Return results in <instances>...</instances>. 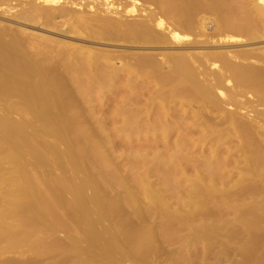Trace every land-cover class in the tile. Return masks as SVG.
Masks as SVG:
<instances>
[{
    "label": "bare ground",
    "instance_id": "bare-ground-1",
    "mask_svg": "<svg viewBox=\"0 0 264 264\" xmlns=\"http://www.w3.org/2000/svg\"><path fill=\"white\" fill-rule=\"evenodd\" d=\"M10 1L0 0V5H8L7 2ZM63 1L65 0H27L24 4L20 2L21 7L10 16L13 19H29L28 21L32 20L44 25L61 23L87 38L122 40L142 45L135 48L143 50L127 53L116 51L105 54L95 52L91 48L51 44V41L43 37H36L33 40L22 29L0 24V103L4 108V113H0V153L4 155L10 166L9 170L0 167V242L12 240L13 244L10 245V248L18 249L19 247L16 248V246L23 244L27 238H32L36 233L37 235L40 233L34 228L37 224L39 226L47 220L42 219L49 218L50 220V216H54L56 203L52 201L53 205L51 198H47L50 192L49 188L42 184L41 176L36 175L37 171L34 174L30 167L39 169L40 165L46 166L52 158L55 148L52 149L53 152H51L52 150L46 152L47 149L44 148L43 153L52 154L51 157L46 155L48 157L46 158L45 154L37 150L41 146L43 148V145L47 146L46 143L37 147L40 143L36 142L35 145V136L32 137L35 131L28 134L25 132L26 128L39 123L41 129H38L42 135L54 136V139L64 140L66 138L67 140L66 133H64L65 136L61 135L63 133L60 134L62 131L58 130V127L60 125L62 127L63 124H74L75 127L79 125V122L83 123L81 120L83 114L82 116L79 114L80 109L77 108V103L71 96L74 92H79L82 94L81 96L86 95V97L90 94L94 95V93L98 95L120 93L117 97L121 98L117 100L116 95H111L116 100L115 104L112 102L114 106H110L111 112H113L111 116L110 111L108 117L106 114L110 96L105 104L107 109L103 106L105 102L102 103V98L99 97L96 99L98 105L95 106L93 103L94 107L107 110L105 119L110 118L113 123L120 121L122 126L125 125L124 128L128 129V133L125 129L122 131L123 128L118 123L123 136L127 133L130 142L131 140L134 142V138L139 139L138 137H140V143L142 139L145 145L146 142L148 144L151 142L152 145L154 144L153 148L160 142L164 147L166 146V151H169V154L167 153L168 156L164 154L163 157L166 158H162L160 155V157L158 156L161 152H157L161 146H158L155 151L156 147L153 150L152 147H149L152 146L150 143L148 148L146 147L148 150L144 155L139 153L142 157L140 161H143L144 164V168H141L145 172L148 167L147 169L152 168V170H157V172L160 170V173H164L166 179L159 172V175H156V171L153 174L152 170H149L150 174L164 178L161 177L163 180L159 179L161 185L165 183L166 186L163 187L169 186L167 184L172 185L176 195L182 194L185 185V187L189 186L185 196L182 195L180 198L178 195L177 198L182 200L181 204L184 203L187 205L185 207L189 208L186 214L190 219L189 229L191 231L188 236L191 250L190 264H264V141L261 139L263 141L261 142L257 138L262 125H264V51L206 49V47L192 46L197 42L194 39H189L191 35L203 37L204 40L201 43H204L208 39L212 42L217 37L215 43L222 40L226 42V39L230 40L234 37H229L231 33L227 37L224 35L225 32L227 34L234 32L233 35H235L236 31L237 35L244 33V35H249L248 38L250 36V38H256L254 35L260 31L259 23H254L256 18L253 11H251L253 15H250L246 10L247 14L245 16L244 13L245 17L242 18L243 25L237 27L232 23L234 17H230L228 14L235 10L230 8L226 11L228 0H147V2L155 3L159 11L150 10L145 15L143 14L144 16L141 14L142 17L137 14L139 15L138 19H135L136 16L127 19L131 17L130 14L136 11V5L132 2L125 5V9L123 8L126 10L124 14H129V16L124 15L127 18L122 19V14V16L115 17L117 13L110 9L111 5L109 6L108 0L102 3L105 7L104 11L94 8L93 13L91 12L94 6L90 5L89 7L92 9V11L89 9L91 12H85L83 8L86 5L83 4L82 11L75 12L65 6L66 3ZM256 1L258 5L254 8L258 12L262 25L264 24V0ZM69 3L70 5L74 4V7L77 5L75 2ZM9 10L11 8L7 11ZM111 11L115 13L112 17L109 16ZM100 12L110 14L100 15ZM234 13L231 14L235 15ZM211 23H214V27H209ZM212 28L213 30L208 33L207 31ZM116 62L119 65H116ZM66 80L70 82V86ZM246 95L251 96L252 100H248ZM85 102L89 103L87 99ZM256 106H262L263 109L257 110ZM103 109L100 110L101 113L104 111ZM98 110L96 108L97 112ZM250 112L252 114H249ZM9 113L18 114L20 119L12 120ZM93 113L91 116L95 119ZM98 120L100 121V117ZM35 126H33L34 130ZM52 127H56V129ZM82 129L86 130L85 127ZM78 130L81 129L77 128ZM84 130L81 131L87 139L89 137ZM74 131H76V127ZM81 131L78 132L82 133ZM118 136L120 135L118 134ZM236 136L239 142L234 140L236 143H233L232 137L234 139ZM259 136H262L261 133ZM91 139L89 138V140ZM144 143H141L142 146ZM49 146L47 148L51 149ZM220 146L225 147V154L221 152ZM150 149L154 153L157 152V156L153 151L149 153ZM68 150L73 152L71 149ZM68 150H65L67 153L62 152V156L60 153L54 152L55 158H59L57 155L60 154L62 158H66L69 164L71 163L72 168L77 169L79 167L77 160L80 156L73 152L77 155L74 156ZM142 150L139 151L142 152ZM220 152L223 155H220ZM194 154L199 156L196 157ZM27 157H32L33 159H31L34 161L28 158V162ZM76 157L79 158L76 159ZM168 159L172 166L165 165L164 160L166 162ZM81 161L80 164L84 167L83 161ZM79 169L81 168L79 167ZM147 172L146 176L149 175ZM37 174L39 175V173ZM169 176L172 178L168 179ZM64 177L65 175L60 178L65 179L64 181L68 180L69 183L72 182L70 181L72 178ZM48 181L46 180L47 183ZM80 181L77 184L74 182L75 185L72 184L73 182L67 185L69 190L72 189V194L75 197L71 204L73 210L70 214L76 224L74 221L71 222L77 228L81 227L82 229L84 226L89 228L90 231L84 227V231L88 232L87 238L89 235L93 240V246L89 245L92 250L95 246L100 249L102 246L99 242L102 240L101 244L106 249L103 246L102 250H98L99 255L105 249L106 253L102 252L105 253L104 257L112 254L114 256L119 251L122 252V255L119 252L120 256L109 257L112 261L121 256L122 259L123 256L129 257L130 253L124 248L126 242L124 241V247L121 246L123 249L118 246L122 245L123 241L120 240L119 244L116 242L117 239L119 240L117 238L119 235L117 236L116 233L105 231L107 234L109 233L107 236L111 233L113 236L107 237L106 243L101 237L99 241V231L94 228L96 223L104 220L102 217L105 215L102 208L105 206V201L103 202V198L101 199L99 196L101 200L94 197L87 198V196L85 198L83 189L90 187L94 182L90 179L89 181L92 183L88 180ZM58 183L60 184V182ZM43 185L45 188L42 193L40 187L42 186L43 189ZM26 198L29 199L27 205L24 203ZM151 199L153 201L154 197L151 196ZM113 201L111 206L116 205L113 204L116 201ZM90 204L97 207L96 214L100 220L95 218L99 222L94 218L96 222L92 220ZM182 207H184L183 204ZM104 211L111 213L107 208H104ZM107 216L109 217V215ZM54 218L57 219V217ZM54 218L53 222L47 220L52 222L49 224L55 222ZM68 219L66 218L69 222ZM60 220L57 221L58 227H60ZM38 221L40 224L37 223ZM64 223H66L65 220ZM72 223L69 224L72 225ZM77 223L84 225L78 226ZM54 225L56 222L53 226H48L50 228L47 231L51 228L56 232L63 231L55 230ZM58 227L56 226V229ZM148 230L145 232L149 233L150 230ZM140 234H137L136 237L133 236L135 238L131 237L134 240L138 238L140 245L143 242L147 244L146 246L143 244L147 248L150 244L145 242L150 238L146 240L147 234H141V237ZM150 235L149 237H151ZM115 238L117 239L115 240ZM90 240L87 243L91 242ZM94 244L97 245L94 246ZM127 244L126 247L131 245ZM34 245L31 247L33 248ZM133 246L139 247L134 244L131 248L127 247V250L131 252L133 248V251H136ZM141 246L137 252H131L132 258L135 254L138 259L140 255L142 256L141 253L150 250V248L141 250L145 248L143 246L141 248ZM150 251H152V247ZM162 253L160 258L161 261L163 258L165 262L167 258L165 260L166 255L162 257L164 255ZM144 257L145 253L142 258ZM129 258L132 261V258ZM142 258L138 260L134 258L133 263L142 261ZM119 259L117 258L118 262ZM145 260L147 259L144 258L143 264L148 262L147 260L145 263ZM141 261L136 263L141 264ZM156 263L158 264V262Z\"/></svg>",
    "mask_w": 264,
    "mask_h": 264
},
{
    "label": "rangeland",
    "instance_id": "rangeland-1",
    "mask_svg": "<svg viewBox=\"0 0 264 264\" xmlns=\"http://www.w3.org/2000/svg\"><path fill=\"white\" fill-rule=\"evenodd\" d=\"M25 1H27V0H11L10 2H7L8 5L7 4L0 5V24L10 26V27L15 28V29H20V30L22 29L25 33L29 34L31 36V38H33V40H35L34 38H36V37H43L44 39L51 41V44L55 43L58 45H69L71 47L73 46V47H78V48H91V49H94L95 52H101V53H105V54L116 52V51H121V52L127 53V52H131V51H136V50H143L141 48H135V47L142 46V45L131 44L130 42H124L122 40L111 41V40H106V39L87 38L84 35H80L76 30L69 28L67 25H62L61 23H55L54 25H51V24L50 25H44V24H40L39 22H36V21H32V20H31L32 22L28 21L29 19H27V20L26 19L25 20L24 19H17V18L13 19V17L10 16V14H13L16 10H18L21 7V5L25 3ZM239 1H241V2L243 1L242 2L243 4L240 3ZM249 1H251V2H249ZM254 1H256V0H254ZM254 1L253 0H248V1L247 0H230V1L228 0V3H227L228 5H226V8H227V6H228V8L226 9V11L230 10V8H231V10L232 9L235 10V11L228 12V14H230L229 15L230 17H232V16L234 17L232 20V23L234 25H236L237 27L243 25L244 22H242L243 21L242 18L244 19V17L246 16V14H247L246 10L250 15H253V13H254V16L256 18L254 23H256V24L259 23L258 28L260 31V32H257L258 35H256L257 33L256 34L254 33L255 34L254 36H256V38H250L251 36L248 38L249 35L248 34L244 35V33L241 35H237L238 32L236 31L237 34H235V35H233L234 32L233 33L228 32V34H227V32H225V34H224L227 36L231 33L229 35V37H234L233 39L231 38L232 40L226 39L227 40L226 42H224L225 40H222L223 42L220 40L221 42L215 43V40L217 38V37H215L213 39L214 41H212V42L208 39V40H206V42L201 43V41L204 40L203 37H193L191 35L189 37V39L190 40L194 39L197 42V44H194L192 46H194V47H206V49L227 48L228 50L230 49V50H234V51L248 50V49H253L254 51H264V34H263L264 33V24L261 25V21L259 19L258 12L254 8V6L258 5V3H257V1H256V3H254ZM20 2L22 4H20ZM63 2L66 3L65 6L71 8L75 12L82 11L83 4L86 5L83 8L85 10V12H91L92 11V9L89 8L90 5H91V7L94 6L93 11L91 13L94 12V8H98L99 10H102V11H104V8H105L104 4H102V3H105V0H104V2H103V0H73V1L65 0ZM63 2H62V4H64ZM69 2H75V3H77V5L74 7L73 6L74 4L70 5ZM107 2H110V4H109V6L111 5L110 9H112V11L114 10L117 13L115 15V17H117V16L119 17V15L122 14L123 15V16L121 15L122 19L127 18L125 16H129V14L128 15L124 14V12L126 13V10H124V9H125V5H128L131 2L136 5V11L133 14H130L131 17L127 18V19L134 18V16H136V17L139 15L141 16V14H142V16H144L145 13L150 11V10H152V11L154 10L155 12L159 11V8L158 9L156 8L158 6L155 3L147 2V0H145V1L144 0H108ZM233 5H234L235 9H234ZM241 7L243 9H245L244 12H243V9ZM9 8H11V10L7 11ZM89 9L91 11H89ZM84 10H83V12H84ZM86 10H88V11H86ZM112 11L110 13L113 15H111L110 13H107V12H104V13L107 15L110 14L109 16L112 17L115 14ZM241 11L243 12L242 17H241V13H242ZM251 11H253V13ZM232 12L233 13L235 12L234 13L235 15H232L231 14ZM104 13L100 12V15L101 14L104 15ZM244 13H245V16H244ZM137 14H139V15H137ZM255 14H257V15H255ZM136 17H135V19L139 18V17H137V18ZM240 17H241V20H239ZM209 27H214V23L209 24ZM212 30H213V28L208 30L207 32L209 33ZM221 38H224V36H221ZM129 47H133V48H129ZM116 65H119V63L116 62ZM66 83H68V85L70 86V82L68 80H66ZM95 94L96 93H94V95L93 94L87 95L89 98L86 97V95L81 96L82 94H80L79 92H77V93L74 92L71 95L72 98H74L73 99L74 102L77 103V108L80 109L79 114H81V116L83 114V116L81 117V120H83V123L81 121V123L80 122L78 123L79 125L75 126L76 131H74L75 130L74 124H70V125L63 124L62 127L60 125L61 128L58 127V130L60 129V131H62V132L59 131L60 134L63 133L61 135L65 136L64 133H66L65 137H67V140L65 137H64L65 139L62 140L59 138L54 139V136L51 137L50 135L49 136H47L45 134L42 135L41 131L39 130V129H41L39 126V123L33 124V126L36 125L35 130H34L33 126L26 128L25 132L28 134L33 133L34 131L36 132V133L34 132L35 135L33 133L32 137L34 138V136H35V138H34L35 139V141H34L35 145L37 143H40L37 145V147H40L42 144L46 143L45 145H47V146L43 145V148H42V146L39 148L42 150H39L37 148L38 152L41 151L43 153L44 148L47 149L46 152H48L49 150L51 151L52 149L55 148L54 152L56 154L60 153L62 156V154H63L62 152L67 153V151H65V150L71 149L73 152H75L77 155L80 156V158L78 157L79 159L77 157H76V159H78L77 160L78 166L81 169H79V167L77 169L75 168L76 170L74 168H72L71 163L69 164V162L66 160V158H62L60 156V154L57 155L59 158H57V157L55 158L56 154H54L53 150L51 152H53L52 154H53L54 158L52 156V158L50 159L49 163L46 164V166L40 165V166H42V167H40L38 165L39 169H37V168L33 169V167L32 168L30 167V169H32V171H34L33 172L34 174L36 173L35 171H37V173H39V175L37 173H36V175L41 176L40 180L42 179L41 180L42 184L47 185L46 188H49L48 190L50 192H49L48 196H50V197L47 196V198H49V199L51 198L50 199L51 202L54 201L56 203V205L54 206V210L56 211V213L54 211V216H50V220H49V218H45L42 220L47 219V220L53 222L54 221L53 218L57 217L58 220L61 219L59 221L60 227H58V223H57L58 220L56 218H54L55 222H56V225H54L55 230H59V231L63 230L64 231L66 229V231H64V232L63 231L62 232L57 231L56 232L54 230H51L53 228H51L49 231H47V229L50 228L48 226H51V225L53 226V224L55 222L53 224H49L52 222H49L46 220V221H44V223L43 222L41 223V220H40L41 224L38 221L37 223H39L40 225L38 226V224H37V226L34 228L37 230V232H40V233H38V235H37V233H36V235H34L35 234L34 233L33 234L34 236L31 235V236H33L32 238L29 237V239L27 238V240H25L23 242V244L16 246V248L19 247L18 249H15L14 247H13L14 249L10 248V245L13 244L12 240H4V241L0 242V264H75V263L76 264H78V263L83 264V262H84V264H137L136 262H140L141 260L133 263L135 261V259H137V257H136L137 255L134 254V258H135L134 259L131 256V252H133V253L137 252L138 249L140 248V246L141 245L143 246V244H144V242L141 245L138 244V242H139L138 238L136 240L133 239L137 236V234L139 235L140 233L142 235L147 234L148 238L146 240H148L150 238L149 240L151 241L150 242L148 240L145 242V243L148 242V244H150L147 247L148 249L150 248V250H151V247H152V251H150V250H146V252L144 251V253H145L144 258L148 260V262H147V260H145V263L147 262L146 264H149V263L150 264H157L156 262H158V264H169V263L170 264H190L189 261L191 259V250H190V247L188 244V241H189L188 236L191 233V231L189 229L190 228V225H189L190 219H189L188 214H186L187 210L189 208H186L187 205L184 203H182L184 206V207H182V204L180 202L182 200L177 198L178 195H180V194L176 195L177 194L176 191L174 193L173 189L175 190V188L172 185L170 186V184H167V185H169L167 187H163L165 185V183H164V185H161L159 179H161V177L164 175V173H160L161 171L158 168H157L159 170L158 172L160 174H162V176H159V177L153 175L154 173L157 172V170H152V168L147 169L148 167L147 168L145 167L146 170L148 171V172L147 171L146 172L149 173V175L147 174L148 176H146L145 171H142L141 167L144 168V164L142 163L143 161H140V160H142L141 159L142 157H140V155L141 154L144 155L146 150H148L147 146L151 142L149 144H148V142H146L147 144L145 145V143L142 139L141 143L142 144L144 143V145H145V146L143 145L145 147L143 149V146L139 141V140H141L140 137H138L139 139L132 137L135 139V140L133 139L134 142L132 140H131V142L128 140L129 136L126 135L128 133V131H127L128 129H125L124 127H126V126L125 125L122 126L120 121L117 123L116 122L113 123V121L110 118H107L108 121L110 120L109 122L106 121L107 119L104 118V116H106V114H107V117H108V114H110V113H111L110 116L112 115L113 112H111L110 106H114L113 103L116 102L117 99L121 98V97H117V95L119 96L120 93L119 94L112 93L110 95H109V93L101 94V95L96 94V96H95ZM113 94L116 95L115 96L116 100H115L114 96H111ZM109 96H110V99H109ZM97 97L102 98V103L105 102L103 104L105 109H107V107H105V104L107 103L106 100L109 99L111 102L109 101L107 106L110 107V110H109V107H108V111L103 109V108L96 107L97 110L99 109L97 112L96 108L94 107V104H93V103H95V106L98 105V104H96L97 103V100H96ZM104 98H106V99H104ZM246 98L248 100H252L251 96H249V95H246ZM86 99L89 101V103L85 102ZM243 99H244V97H243ZM109 103H112V105L111 104L109 105ZM3 109L4 108L2 107V105L0 103V113H4ZM89 109H90V111H89ZM102 109L105 111V112L103 111L104 113L102 112L103 114L100 111ZM256 109L261 110V109H263V107L262 106H256ZM93 111H94V113H93ZM106 111L108 113H106ZM109 111H110V113H109ZM240 112L242 113L243 111H240ZM92 113L94 114L93 117H96L95 119L92 118V116H91ZM249 114H252V112H250ZM9 117L14 121H17L20 119V116L16 113H11L9 115ZM97 117L98 118L100 117V121L98 120ZM101 118H104L105 120L102 119V120H104V121H102ZM118 123L121 124L123 129H121V127L118 125ZM80 124L81 125L83 124L82 126H84L86 130L82 129L84 127H82ZM111 124H113V125H111ZM64 125H66V126H64ZM262 126H261L262 127L261 132L259 131V135L261 133V135L264 136V125H262ZM73 128H74V130H72ZM77 128L84 130V132L86 131L85 134L90 139L91 138L92 139L91 140H89V138L86 139V137L83 136L84 133L81 130H78V131H81L82 133L78 132ZM53 129H56V127ZM120 129L122 131L124 129L127 131V133L126 134L124 133V134L126 135V139L128 141L124 138L125 135L123 136V133L121 132ZM37 130H39V131H37ZM126 131H124V132H126ZM118 134L120 136H118ZM259 135L257 136V138L259 140L262 139L264 141V139H263L264 137L259 136ZM45 136H47V137H45ZM236 138H237V136L234 139L232 137L233 143L239 142ZM60 140H62V141L60 142ZM65 140H66V142H63ZM136 140H137V142H135ZM262 140H261V142H263ZM138 141H139V143H138ZM161 144L162 143L160 142L159 145H157V146L155 145V147H156L155 151H157L158 146L159 147L161 146L162 148L165 149V150L163 149L162 151H166V148H165L166 146L164 147V145L162 144L163 145L162 146ZM49 145L51 146V149L47 148ZM151 145H152V143H151ZM50 146H49V148H50ZM140 146H142V147H140ZM153 146H154V144L152 146H149V147L153 148ZM161 147L158 149L157 152L163 153L162 151H159L162 149ZM154 148H153V150H154ZM221 148L220 149L222 151L221 150L220 151L223 154H225L226 153V150H224L225 147L224 148L221 147ZM138 149L140 151L142 149L143 150H142V152H140ZM197 149L199 151V148H197ZM134 150H137L139 152H137V151L135 152ZM153 150L150 149L149 153H152L151 151H153ZM68 152H71V151L68 150ZM73 152H71V153H73ZM207 152H208V150L206 151V153ZM221 152H220V155H223ZM75 153H73L72 155L77 156ZM139 153H141V154H139ZM153 153H154V151H153ZM156 153H154V155L157 156ZM161 153L158 154V156L160 155L162 158H164L165 156L163 157V155L167 154V153L169 154V151L168 152L166 151L163 154H161ZM43 154H45V152ZM168 154H167V156H168ZM46 155L49 156L50 154H48V153L45 154V157L48 158ZM51 155L49 157H51ZM151 155H153V154H151ZM151 155H148V156H151ZM197 156H199V155H197ZM28 158H29V160L33 159L32 157H31L32 159L30 157H27V160H28ZM169 159L167 160L168 162L167 161L165 162V160H164V163H165V165L167 164V165L172 166L171 161ZM29 160H28V162H29ZM81 160L83 161L82 164H84V167L80 164ZM32 161H34V160H32ZM32 161H30V162H32ZM136 162H137V164H136ZM140 164L143 166H141ZM150 165H148V166H150ZM0 167L4 170L10 169L9 163L6 160V158H4V155L2 153H0ZM200 168H201V166H200ZM149 170L150 171L152 170L151 172H153V174L152 173L150 174ZM158 172L156 175H159ZM64 175H65L64 178H66V176H67L68 178L70 177L69 179L72 178L75 180V181H73L72 179L70 180L73 182V183L70 182L72 184H74V182H75V184H77L78 181H80V180L81 181L82 180L83 181H87V180L89 181V179L94 182L92 184L93 185V187H92V185H91L92 182L89 181V182H91L90 183L91 186L89 185L90 187L83 189V195L85 198H86V196H87V198L88 197H94V198L100 197L101 199L103 198V200H102L103 202L105 201V206L102 208L103 209L102 211L105 215V216L104 215L103 216L105 218L102 217L104 220L100 221V222L97 221V219H96V218H98L100 220L99 216H97L98 214H96L97 213V210H96L97 207L94 204H90V209L92 210V213H91L92 220L96 219V221L99 222L98 224L96 223L95 228H94V230L99 231V235H100L99 241L101 240V238H103L104 241L105 240L107 241L108 240L107 237H109V236L112 237L113 232H114V234L116 233L117 236L118 235L120 236V237L119 236L117 237L116 235H114L115 237L119 238V240L117 238H115V240L117 239L116 242L118 243V242H120V240L123 241L121 243L122 245H118V246H120V247L125 246L124 247V248H126L125 251L130 253L129 257L132 258V261L129 257L126 258L125 256H123L124 257L123 259L121 258L122 256L117 257V258H120L119 262L117 261V258H115L116 261H115V259L112 261V259L109 258L111 256L116 257L117 255H119L120 251L115 253L116 255H114V256L112 254L111 256L106 255L104 257V254L106 253V250H105L106 247L103 244H101L102 240L99 242L100 246H102V247H100V249L98 246H97L98 249L96 248L95 245H97V244H94L95 248L93 247L94 248L93 250H92V248H90L93 246V244H92L93 240L91 239V236H89V235L87 238L88 232L85 233V231H84L85 228L88 231H90L89 228H87L85 226H84L85 227L84 228L83 223H80V225H79V223H77V225L81 226V224H83L82 227L84 229L83 228L81 229V227L77 228L71 222V221H74L75 222L74 224H76V221L73 219V217L70 214V212L73 210L71 208L73 205H71V204H73L75 197L72 194L73 193L72 189L69 190V187L67 186L70 184L69 182H67L68 180L64 181L65 179L62 178L63 181H61L62 179L60 177H63ZM150 175H152V176H150ZM165 176L166 175H164V177ZM45 178L47 181L48 180H50V181H48V183H47ZM58 178H60V181H58L59 180ZM68 178H66V179H68ZM156 178H158V179H156ZM171 178L172 177L169 176L168 179H171ZM163 179H161V180H163ZM165 179H166V177H165ZM56 181L60 182V184ZM49 182H51V183H49ZM50 184H51V187H49ZM52 184L55 187L54 186L52 187ZM45 185H43V189H42V186L40 187L42 190L41 191L42 193H43V190L45 188L44 187ZM66 186H67V188H66ZM185 186H184L185 193L182 190V194L179 196L180 198L182 197V195L185 196L186 189L189 190V186H187V187H185ZM70 187H73V186H70ZM168 187H170V188H168ZM51 191L52 192L55 191V192L52 193ZM52 195H53V198H52ZM95 196H97V197H95ZM151 196L154 197L153 201H151L152 200ZM175 196H176L177 200L175 199ZM100 198L98 200H101ZM53 199H55L56 201ZM109 200H110V202H109ZM112 200L116 201V202L113 201L114 202L113 204H116L117 206L116 205L115 206L117 208L114 205L111 206ZM107 201H108V203H106ZM178 201H179V203H177ZM27 202H29L28 198H26L24 200L25 204ZM54 202H52V204ZM180 205H181V207H180ZM55 207H56V209H55ZM104 208H107L110 211L113 210L111 208H114L115 210L111 211V213H110L108 211H104ZM68 209H69V212H68ZM111 214H112V216L110 217ZM185 214H186V216H185ZM106 215H109V217L108 216L106 217ZM186 217L188 218V220ZM66 218H69L68 219L69 222L66 220ZM64 220L66 221V223H64ZM9 221H11V220L9 219ZM69 223H72V225ZM65 224H66V226H65ZM56 226L58 227V229H56ZM45 227H46V229H45ZM61 227L64 229H62ZM143 228H146V229H143ZM142 229L144 232L149 229L152 234L150 235L149 234L150 232L144 233L142 231ZM52 231H54V232H52ZM101 231H103V232L108 231V232H112V233L109 236H107L109 233L107 234V232H105V234H103V232H102L100 234ZM140 231H142V232H140ZM95 233L97 234L96 231H95ZM89 234H90V232H89ZM141 234H140V237H141ZM148 234L151 237H149ZM131 236L132 237L135 236V237L132 238ZM125 238H128V239H125ZM131 239H132V241H131ZM88 240L91 241V242H88L89 244L87 243ZM106 241H105V243H106ZM133 241L137 242V243L132 244L131 242H133ZM128 242L131 244L129 246L130 248L134 244L139 245L138 248L133 246L134 249H136V251L134 250L135 252L133 251V248H132L131 252H129L130 250H127L129 248L128 246H127L128 248L126 247V244ZM32 243L35 244L33 246V248L31 247L33 245ZM129 243L127 245H129ZM28 244H30V246L27 247ZM123 244H124V246H123ZM89 245H91V246L89 247ZM144 245L146 246L147 244H144ZM103 246L105 247V249L103 250L105 253L103 254L102 253L103 251H101L100 255H99L98 250H102ZM142 246H141V248H142ZM145 246H143V247H145ZM20 247H22V248H20ZM147 248L145 247L141 250H145ZM95 251H97V252H95ZM147 251H149L148 252L149 256H148V254L146 255ZM159 252H161V253L163 252L162 254H164V255L162 257H165V255H166L165 260H166V258H167V260L165 262H164L163 258L161 261V258H160L161 253H159ZM144 253H141L142 256ZM120 254L122 255V252H120ZM137 254H139V253H137ZM102 255L104 258L108 257L109 259L108 258L104 259L102 257ZM189 255H190V257H189ZM140 256L138 257V259L142 258V256L141 257ZM125 258L128 260H126ZM144 258H142L141 264L144 263ZM149 260H150V262H149Z\"/></svg>",
    "mask_w": 264,
    "mask_h": 264
}]
</instances>
